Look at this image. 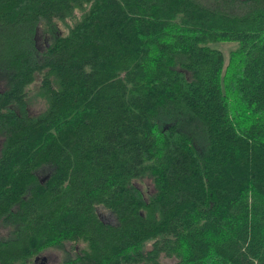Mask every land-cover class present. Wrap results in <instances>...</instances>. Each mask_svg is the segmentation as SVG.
Returning <instances> with one entry per match:
<instances>
[{
	"label": "trees",
	"instance_id": "obj_1",
	"mask_svg": "<svg viewBox=\"0 0 264 264\" xmlns=\"http://www.w3.org/2000/svg\"><path fill=\"white\" fill-rule=\"evenodd\" d=\"M0 79V264H264V0H0Z\"/></svg>",
	"mask_w": 264,
	"mask_h": 264
},
{
	"label": "rangeland",
	"instance_id": "obj_2",
	"mask_svg": "<svg viewBox=\"0 0 264 264\" xmlns=\"http://www.w3.org/2000/svg\"><path fill=\"white\" fill-rule=\"evenodd\" d=\"M43 35L40 34V46L42 47V43H43V40H42V37ZM218 48L222 49L223 52H225L227 55L229 53V51L233 48V45L232 44H221V45H218L217 46ZM41 75L38 74L36 76V81L35 83H33L28 89H27V99H28V107H29V112L31 115H37L39 114L40 112H42L45 107H46V104L44 102L43 99H41L38 95H37V92H38V89L40 87V84H41ZM5 89V83L3 80L0 79V92L3 91ZM0 143H1V139H0ZM144 184H139V187L142 189V190H149V192H153V186L151 184V180L147 179L145 180V182H143ZM100 213H101V216H102V219L106 222V223H114V218L112 216H110V214L101 209L100 210ZM1 233L3 237H8V231L5 230V229H2L1 228ZM149 248H151V244L148 245ZM62 253L59 252L58 250H48L46 251L45 253H43L41 255V259L42 262H39L40 264H57L59 263V261L62 259ZM161 261L162 263L164 264H175L177 262L176 259L174 258H168L166 255H162L161 256ZM46 262V263H45Z\"/></svg>",
	"mask_w": 264,
	"mask_h": 264
},
{
	"label": "flooded vegetation",
	"instance_id": "obj_3",
	"mask_svg": "<svg viewBox=\"0 0 264 264\" xmlns=\"http://www.w3.org/2000/svg\"><path fill=\"white\" fill-rule=\"evenodd\" d=\"M46 263V262H45Z\"/></svg>",
	"mask_w": 264,
	"mask_h": 264
}]
</instances>
